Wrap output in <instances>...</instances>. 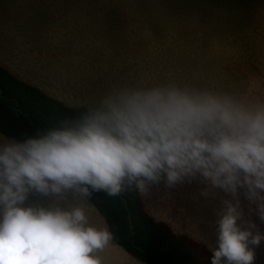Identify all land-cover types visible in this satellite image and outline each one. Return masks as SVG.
<instances>
[{
  "label": "clouds",
  "instance_id": "obj_1",
  "mask_svg": "<svg viewBox=\"0 0 264 264\" xmlns=\"http://www.w3.org/2000/svg\"><path fill=\"white\" fill-rule=\"evenodd\" d=\"M61 127L0 138V264H105L94 193L196 182L215 210L211 264H255L264 242V97L167 84L123 88ZM41 199L50 202L44 204Z\"/></svg>",
  "mask_w": 264,
  "mask_h": 264
},
{
  "label": "rangeland",
  "instance_id": "obj_2",
  "mask_svg": "<svg viewBox=\"0 0 264 264\" xmlns=\"http://www.w3.org/2000/svg\"><path fill=\"white\" fill-rule=\"evenodd\" d=\"M0 66L89 110L167 84L264 97V0H0Z\"/></svg>",
  "mask_w": 264,
  "mask_h": 264
},
{
  "label": "trees",
  "instance_id": "obj_3",
  "mask_svg": "<svg viewBox=\"0 0 264 264\" xmlns=\"http://www.w3.org/2000/svg\"><path fill=\"white\" fill-rule=\"evenodd\" d=\"M89 111L66 105L0 66L1 136L23 140L43 135ZM89 202L113 233L112 242L142 264H211L209 249L156 221L136 191L116 197L94 193Z\"/></svg>",
  "mask_w": 264,
  "mask_h": 264
},
{
  "label": "crops",
  "instance_id": "obj_4",
  "mask_svg": "<svg viewBox=\"0 0 264 264\" xmlns=\"http://www.w3.org/2000/svg\"><path fill=\"white\" fill-rule=\"evenodd\" d=\"M34 86L38 87L37 85ZM0 138L5 137L0 135ZM187 187V184H178L174 188L166 189L161 185L160 187H153L147 197L141 195L140 197L145 210L156 221L167 224L175 233L201 243L212 251L216 247L215 220L217 217L215 210L219 207V198L222 193L216 199H206L199 192L197 193L198 196L195 195V192L189 191ZM41 202L47 204L50 201L41 199ZM89 205L90 223L97 227L105 226L100 214L90 202ZM101 255L105 264H142L112 241Z\"/></svg>",
  "mask_w": 264,
  "mask_h": 264
}]
</instances>
